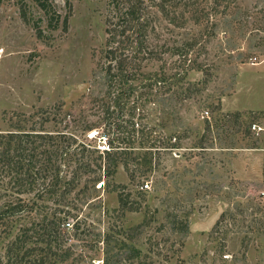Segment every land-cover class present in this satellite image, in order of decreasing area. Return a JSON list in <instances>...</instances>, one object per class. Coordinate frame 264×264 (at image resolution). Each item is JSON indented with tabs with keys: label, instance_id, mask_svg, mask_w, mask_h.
Masks as SVG:
<instances>
[{
	"label": "rangeland",
	"instance_id": "obj_1",
	"mask_svg": "<svg viewBox=\"0 0 264 264\" xmlns=\"http://www.w3.org/2000/svg\"><path fill=\"white\" fill-rule=\"evenodd\" d=\"M130 1L155 52L132 101L173 146L136 148L108 187L66 195L71 255L58 264H264V0H0V130L70 127L82 110L95 120L88 95L77 99L106 18L120 20ZM103 131L74 130L94 144Z\"/></svg>",
	"mask_w": 264,
	"mask_h": 264
},
{
	"label": "trees",
	"instance_id": "obj_2",
	"mask_svg": "<svg viewBox=\"0 0 264 264\" xmlns=\"http://www.w3.org/2000/svg\"><path fill=\"white\" fill-rule=\"evenodd\" d=\"M134 3L131 2L132 7L126 14L119 16L120 20L106 18L105 40L92 50L95 67L88 82L89 92L77 100L88 95L89 104L96 112L95 120H89L82 110L74 122L70 120V127L58 120L59 126L55 129L0 130V189L3 190L0 197L4 198L5 205L0 209L3 264H58L59 259L71 255L70 246H63L69 229L66 225L70 224L67 218L73 215L66 207L69 206L66 195L77 186H96L100 181L108 187L118 165L122 163L128 169L130 157H137L136 148L152 152L160 144L173 146L160 142L155 128L138 111V102L132 101L145 59L149 53L155 54L148 49L145 18L142 19L141 8ZM95 127L103 128L110 150L102 152L97 143L82 142L74 132L83 129L87 135ZM100 132L96 129V134ZM121 186L115 182L112 185L113 189ZM29 191L33 193L27 198ZM168 215L176 225V215L171 212ZM27 217H32L29 222ZM13 225L17 226L16 232L3 242V238L12 234ZM180 225V231L186 233L188 221L182 220ZM30 242L41 244L43 255L29 254ZM131 252L133 258L138 255L135 248ZM104 263H108V258Z\"/></svg>",
	"mask_w": 264,
	"mask_h": 264
},
{
	"label": "built area",
	"instance_id": "obj_3",
	"mask_svg": "<svg viewBox=\"0 0 264 264\" xmlns=\"http://www.w3.org/2000/svg\"><path fill=\"white\" fill-rule=\"evenodd\" d=\"M102 139H103V142H102V144H98L97 145V148L100 150V151H102V152H104V151H107V150H110V144H109V142H108V139H107V137L106 136H102ZM146 187H148L149 186V184L148 183H146V184H144ZM142 187H144V186H142Z\"/></svg>",
	"mask_w": 264,
	"mask_h": 264
}]
</instances>
